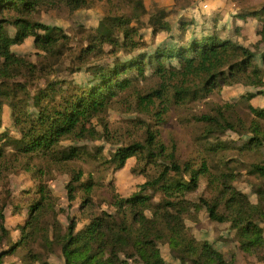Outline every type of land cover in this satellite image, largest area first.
Returning a JSON list of instances; mask_svg holds the SVG:
<instances>
[{
    "label": "trees",
    "instance_id": "1",
    "mask_svg": "<svg viewBox=\"0 0 264 264\" xmlns=\"http://www.w3.org/2000/svg\"><path fill=\"white\" fill-rule=\"evenodd\" d=\"M124 1L108 17L110 33L102 34L81 25L77 14L109 0H0V185L16 179L24 186L19 204L27 212L9 230L0 201V264H52L51 256L64 264H170L164 251L172 264H237L238 254L246 264H264V107L254 105L264 97V4L234 15L236 36L243 38L252 22L258 38L239 44L217 31L188 37L185 21L172 33L171 9L155 10L153 0ZM145 16L153 36L172 34L176 42L152 51L141 46L138 21ZM67 23L83 37L66 32ZM28 39L35 50L23 58L14 47ZM154 82L159 88L135 98L148 118L113 130L126 94ZM237 86L253 89L254 106L245 108L254 117L243 112L233 123L194 114L195 122L181 118L193 151L183 154L173 139L166 143L171 114ZM83 157L110 171L100 182L105 187L86 175ZM127 167L136 191L125 196L113 174ZM51 182L65 188L60 203ZM117 222L124 240L137 243L126 258L127 241L113 237ZM204 222L219 230L216 243L196 235ZM220 242L230 259L216 247ZM39 244L43 255L35 250Z\"/></svg>",
    "mask_w": 264,
    "mask_h": 264
},
{
    "label": "rangeland",
    "instance_id": "2",
    "mask_svg": "<svg viewBox=\"0 0 264 264\" xmlns=\"http://www.w3.org/2000/svg\"><path fill=\"white\" fill-rule=\"evenodd\" d=\"M263 4L264 0H153V8L155 10H158L160 8L171 9V25L174 31L182 21H185L190 24L189 27H191L188 31V35L198 31L209 32L214 30L217 31L221 37L231 38L234 41L239 42L240 44H244V42H256L258 38L255 36L252 22L246 24L243 31V38L236 36L234 30V28H236V22L233 19L234 15L257 10ZM205 5L211 6L212 9H205ZM116 6H120V8H122L126 7L127 4L124 0H109V2L102 7H95L80 11L77 14V20L83 26H97L96 30L99 33H110L107 21L109 20L108 17H110L111 14L116 11ZM201 13L206 14L202 15ZM215 19H217L218 21L217 28H214ZM148 22V16L142 17L138 21V24L141 27L139 29L140 34L142 35V41L140 43L141 46H146L148 48V51H152L157 46L165 44L170 45L176 42H172L171 34L168 33L153 36L152 29L149 26ZM43 23L47 22L43 21ZM64 29L66 32L70 33L72 37L73 35L78 36V39L83 37L75 30L73 26L69 27L68 23L65 24ZM114 37L119 40H123V36L121 33H115ZM14 50L17 53L21 54L23 58H25L26 56H28V54L35 50L33 39H28L22 45L15 46ZM59 52L62 55L66 54V47L64 43L61 44ZM158 86L159 84H157V82H154L153 84L145 88H141L140 86H136L135 88L134 86L129 94H126L125 102L121 105L120 108L114 111V118H112L111 120V123H113L111 126L112 129H116L118 131H127V128L131 126L128 122L129 119H134L136 121L146 120L148 116L140 114L138 112L136 108L135 98L139 94L141 96L145 95V91H148L149 89L159 88ZM252 92L253 89L251 88H242L240 86L233 88L229 87L224 89L221 95L213 96L204 102L191 106L190 109L194 113H192V111L190 110H186L182 112V115L175 113L171 114L168 119V124L163 128V136L166 143L168 145L174 144L173 142H171V139H173V141L177 142V144L180 146L183 154L191 153L194 148L192 141L193 137L191 133L186 130L185 124L181 121V118H186L189 119L190 122H195L193 118L194 114H206L216 120L230 121L234 123L238 120L239 116L242 115L243 112H247L248 114H251V116H253L252 110L249 111L247 106L245 108V105L253 103L251 102L250 97ZM254 105H260L264 107V97L255 101ZM5 130V128L2 129V131ZM101 130H103V128H101ZM113 130L110 131L111 134H113ZM261 153L264 155V148L262 149ZM19 161L21 162L20 166L21 164L25 166L26 162L23 161V159H19ZM79 163L82 165L84 171L86 172V175H92V177H94L95 180L99 182V184L102 181L108 180V174L110 171H103V168L101 166H97L95 162H92L86 157H83L79 161ZM237 169L238 168H234V171L236 172ZM24 173V171H21L22 175ZM113 179L114 185L119 187L120 192L123 195L127 196L136 191V179L131 173V169L129 167L113 174ZM252 180L254 182H258V180L255 178H252ZM7 182V184L4 183L3 185H0V201L2 202L1 204H6L3 210L5 217L8 215L6 211L7 208L10 207L12 210H14L22 206V204H19V196L21 190L24 188V186L21 187V185H19V182L16 181V179H9L7 180ZM102 184L103 183H101L100 186L105 187V185ZM48 185L51 191L50 193L54 197L55 202L60 203L63 200L61 199L62 193L64 194V196H66L65 188L62 185L60 186L52 182ZM107 192L108 191H105V193ZM105 193L104 195L106 196ZM192 198L196 199L197 195H193ZM254 200L255 202L259 203V200L256 196H254ZM104 208L105 202H100L99 208L97 210L99 215H101V210H103ZM61 218H64V224L66 225V217L62 216ZM7 224H9L8 219L5 222V226ZM195 233L198 237L215 243L221 235L216 227L211 226L207 222H204L202 225H196ZM113 237L116 240H124V237L119 232L118 222L115 225ZM124 241H127L123 256L124 258H126V255H130L131 253H133L134 249L137 247V243H134L128 239ZM216 247L223 252L226 258L230 259V254L227 251V247L223 243H217ZM163 254L166 255V258L169 262H173V258H171V255L168 252L164 251ZM127 263L132 264L130 260H127ZM237 264H246V259L242 254H238L237 256Z\"/></svg>",
    "mask_w": 264,
    "mask_h": 264
},
{
    "label": "crops",
    "instance_id": "3",
    "mask_svg": "<svg viewBox=\"0 0 264 264\" xmlns=\"http://www.w3.org/2000/svg\"><path fill=\"white\" fill-rule=\"evenodd\" d=\"M168 4V3H167ZM204 4V3H203ZM202 15H205L206 13H201ZM171 23V22H170ZM178 27V26H177ZM173 28V27H172ZM191 27H189L190 29ZM177 31V29L174 31L173 29V32L172 33H175ZM211 33H214V30L212 31H209V32H202V31H198V32H193L191 34L188 35V37H194V36H201L202 34H211ZM172 35V34H171ZM240 44V43H239ZM48 189L50 191V188L48 186ZM61 189V188H59ZM51 192V191H50ZM58 193V192H57ZM55 194V192H54ZM53 194V195H54ZM59 194V193H58ZM52 195V194H51ZM65 196L64 194L62 193V197L61 199H64ZM7 211V216H6V220L8 219L9 221V224L6 225V227L9 229V230H12V229H15L16 226H18V224L23 220V217L25 216V214L27 213L26 210L21 206L20 208H17V209H14L12 210L10 207L6 209ZM61 219V222L64 224V218H60ZM2 220L0 219V229H1V226H2ZM65 225V224H64ZM36 252L38 254H41L43 255L45 252H46V248L44 245H37L36 248H35ZM163 257L164 259L172 264L173 262H169L168 259L166 258V255L163 254ZM172 258V257H171ZM228 259V258H227ZM173 260V259H172ZM49 262L52 263V264H64V260L62 258H59V257H53L51 256L50 259H49ZM16 264H28L27 262H23V261H18V259L16 260Z\"/></svg>",
    "mask_w": 264,
    "mask_h": 264
},
{
    "label": "built area",
    "instance_id": "4",
    "mask_svg": "<svg viewBox=\"0 0 264 264\" xmlns=\"http://www.w3.org/2000/svg\"><path fill=\"white\" fill-rule=\"evenodd\" d=\"M204 8L205 9H212V7L211 6H208V5H205Z\"/></svg>",
    "mask_w": 264,
    "mask_h": 264
}]
</instances>
